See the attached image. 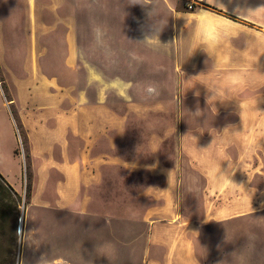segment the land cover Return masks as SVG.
<instances>
[{
  "label": "rangeland",
  "instance_id": "obj_1",
  "mask_svg": "<svg viewBox=\"0 0 264 264\" xmlns=\"http://www.w3.org/2000/svg\"><path fill=\"white\" fill-rule=\"evenodd\" d=\"M187 2L0 0V172L21 196L0 195V264H150L175 190L202 215L232 112L176 57L172 14L205 6ZM68 39L77 65L62 64Z\"/></svg>",
  "mask_w": 264,
  "mask_h": 264
},
{
  "label": "crops",
  "instance_id": "obj_2",
  "mask_svg": "<svg viewBox=\"0 0 264 264\" xmlns=\"http://www.w3.org/2000/svg\"><path fill=\"white\" fill-rule=\"evenodd\" d=\"M204 2L193 12L172 14L174 46L184 71L192 74L194 94L216 112L223 105L232 112L212 132L218 152L227 155L210 164L209 204L200 217H184L174 191L168 241L150 264H264V178L254 180L264 148V0ZM66 43L62 64L77 65L75 41Z\"/></svg>",
  "mask_w": 264,
  "mask_h": 264
},
{
  "label": "trees",
  "instance_id": "obj_3",
  "mask_svg": "<svg viewBox=\"0 0 264 264\" xmlns=\"http://www.w3.org/2000/svg\"><path fill=\"white\" fill-rule=\"evenodd\" d=\"M206 4V3H204ZM0 195L3 198H8L11 201H14L12 195H14L15 201L17 204L21 201V196L17 193V191L13 188V186L7 181L4 175L0 172Z\"/></svg>",
  "mask_w": 264,
  "mask_h": 264
},
{
  "label": "built area",
  "instance_id": "obj_4",
  "mask_svg": "<svg viewBox=\"0 0 264 264\" xmlns=\"http://www.w3.org/2000/svg\"><path fill=\"white\" fill-rule=\"evenodd\" d=\"M202 1H203V0H188V2H187V7H188L189 9H192V7H193V5H194L195 3H197V2L202 3Z\"/></svg>",
  "mask_w": 264,
  "mask_h": 264
}]
</instances>
